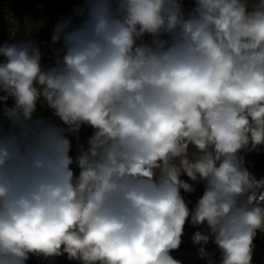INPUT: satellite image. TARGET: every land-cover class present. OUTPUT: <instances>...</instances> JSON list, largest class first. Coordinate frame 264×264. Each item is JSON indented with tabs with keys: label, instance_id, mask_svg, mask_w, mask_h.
Instances as JSON below:
<instances>
[{
	"label": "clouds",
	"instance_id": "obj_1",
	"mask_svg": "<svg viewBox=\"0 0 264 264\" xmlns=\"http://www.w3.org/2000/svg\"><path fill=\"white\" fill-rule=\"evenodd\" d=\"M192 3L82 0L50 52L0 43V264H185L189 226L205 264H252L264 0Z\"/></svg>",
	"mask_w": 264,
	"mask_h": 264
},
{
	"label": "trees",
	"instance_id": "obj_2",
	"mask_svg": "<svg viewBox=\"0 0 264 264\" xmlns=\"http://www.w3.org/2000/svg\"><path fill=\"white\" fill-rule=\"evenodd\" d=\"M14 6L13 9L17 16L23 21V18L28 12V9L32 3L33 0H13ZM58 5L60 6V12L63 14V16L69 17L73 16L74 23H79V19L74 16L73 10L79 6L82 5L79 0H56ZM189 0H185V7L186 9L189 8ZM6 10V0H0V26L5 25V14ZM5 41H9V37L7 36V33L4 31L0 35V43H3ZM12 101H9V105H11ZM43 115H49L48 112H43ZM92 133V130L89 128L82 129L80 135L81 140L85 141L88 136H90ZM75 153V148L73 149V154ZM247 167L251 172L260 173L264 172V154H256L248 157L246 159ZM202 194V186H197V191L194 194H186V198L191 201V203H195L198 196ZM196 229L192 227L186 228V233L184 236V243L181 245V248L178 252L173 253L177 258L182 259L185 261V264H205V261L200 260L196 256V248L192 245L191 242V235ZM255 249H254V256L252 264H264V234L258 233L257 237L254 240ZM210 251H215V245L210 244L209 246ZM219 257V254L217 253V259ZM29 264H49V261L44 260H38L36 258H33ZM53 264H76V262L68 261L66 257H60L56 261L53 262Z\"/></svg>",
	"mask_w": 264,
	"mask_h": 264
},
{
	"label": "built area",
	"instance_id": "obj_3",
	"mask_svg": "<svg viewBox=\"0 0 264 264\" xmlns=\"http://www.w3.org/2000/svg\"><path fill=\"white\" fill-rule=\"evenodd\" d=\"M47 1L48 0H33L28 9L27 14L25 15L22 21L13 9L14 1L6 0V10L4 14L5 25L0 26V35L5 31L7 33V36L9 37L10 42H13L14 39L28 38L29 34L31 38H34L36 40V35L34 31L36 16L39 12L43 10ZM79 1L80 3H82V0ZM256 154H264V149H261L259 152H248L246 154L245 159ZM255 175L257 178H260L264 176V172L255 173Z\"/></svg>",
	"mask_w": 264,
	"mask_h": 264
},
{
	"label": "rangeland",
	"instance_id": "obj_4",
	"mask_svg": "<svg viewBox=\"0 0 264 264\" xmlns=\"http://www.w3.org/2000/svg\"><path fill=\"white\" fill-rule=\"evenodd\" d=\"M189 5V8L193 6L192 0H189ZM60 10V6L56 0H48L43 10L36 16L34 28L36 40L41 43L42 50L45 52H50L51 49H49L44 42L50 40L55 24L61 18H65Z\"/></svg>",
	"mask_w": 264,
	"mask_h": 264
}]
</instances>
